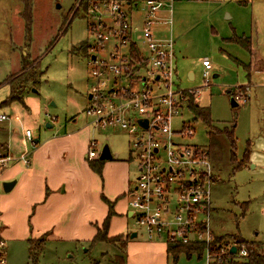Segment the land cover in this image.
<instances>
[{
    "label": "rangeland",
    "instance_id": "1",
    "mask_svg": "<svg viewBox=\"0 0 264 264\" xmlns=\"http://www.w3.org/2000/svg\"><path fill=\"white\" fill-rule=\"evenodd\" d=\"M26 1L29 4L31 1V38L25 17ZM97 1L108 0H0V114L11 116L0 121V144L8 142L15 154L26 145L30 148L23 137L26 127L38 137L41 132L64 131L74 126L75 120L77 126H90L99 150L107 145L113 157L131 158L133 187L137 183L139 163L135 153L131 156L128 131L119 126L95 129L91 123L93 117L86 113L88 94L94 84L89 67L94 37L89 24L96 19L89 8ZM121 1L124 4L130 1L125 7L136 10L137 16L146 4V0ZM172 16L178 67L176 82L182 89L197 92L195 102L210 109L217 129L212 132L189 107L172 121L175 129H180L182 121L194 127L193 135L178 138L180 142L204 148L211 145L217 152L210 155L212 203L205 208L210 216L207 229L211 237L210 244L205 245L210 250L204 249L202 243L201 258L196 253L191 258L181 255L177 264H207L208 250L216 257L215 264H246L245 257L229 256L224 249L238 247L234 237L253 244L264 243V0H174ZM243 37H249L250 48L239 41ZM137 41L144 45L142 39ZM205 59L213 66L207 77ZM23 60L29 63L25 71ZM35 63H38L39 81L27 84L25 102L10 103L9 77H24ZM232 98L239 106H232ZM225 127L233 129L236 136L234 163L244 162L235 172ZM3 192L0 186V193ZM172 201L175 207L176 198ZM200 218L205 219L206 215L200 214ZM132 228L134 232L139 230L134 220ZM162 237L167 238L165 234ZM105 241L109 244L89 251L86 250L89 247L81 245L47 244L35 258L30 257L27 240L9 241L5 255L7 264H90L94 259H101V264L116 260V264H121L123 237L107 236ZM35 243L44 246L43 239H35ZM110 243L119 247L121 255L100 257L99 250H110Z\"/></svg>",
    "mask_w": 264,
    "mask_h": 264
},
{
    "label": "built area",
    "instance_id": "2",
    "mask_svg": "<svg viewBox=\"0 0 264 264\" xmlns=\"http://www.w3.org/2000/svg\"><path fill=\"white\" fill-rule=\"evenodd\" d=\"M173 3L174 0H146L138 16L136 10L126 9L125 5L131 2L97 1L90 6L89 12L96 18L89 24L94 37L89 57L94 84L86 113L93 117L94 128L119 126L130 135L131 156L135 153L139 163L137 183L130 191L132 217L138 231L149 239L165 234L168 242L204 243V249L210 250L205 245L211 239L207 229L210 216L205 213L206 206L212 203L210 153L201 145L178 140L193 135L191 123L182 121L180 129L172 123L189 107L188 94L195 97L197 93L180 88L176 82ZM138 38L143 40V46ZM203 65L207 77L213 66L207 59ZM236 98L240 100V96ZM9 119L7 114H0V121ZM140 119L147 120L148 125H142ZM25 136L35 146L31 129L26 130ZM97 144L96 139L90 140L88 159L100 157ZM16 158L10 149L0 147V186L3 187L4 171ZM19 159L29 164V152ZM174 198L176 204L172 207ZM200 214L206 218L201 219ZM6 247L0 210V264H7ZM236 248L234 254L230 248L224 250L229 256H247L244 246ZM209 250L207 264H215L216 257Z\"/></svg>",
    "mask_w": 264,
    "mask_h": 264
},
{
    "label": "crops",
    "instance_id": "3",
    "mask_svg": "<svg viewBox=\"0 0 264 264\" xmlns=\"http://www.w3.org/2000/svg\"><path fill=\"white\" fill-rule=\"evenodd\" d=\"M176 68L178 76L177 59ZM190 78H193L192 73ZM27 109L31 110L29 106ZM76 122L74 120L75 125L64 131L41 132L38 137L32 131L36 146L26 138V130L31 129L26 127L23 137L30 148L26 145L18 153L11 152L17 158L2 178L3 181L16 180V184L11 191L0 193L1 231L7 245L9 241L28 242L30 238H40L44 249L47 244L59 247L75 244L89 247L86 249L89 251L109 244L94 240L109 213L104 199L107 198L114 203L115 211L107 235L122 236L126 240L121 264H177L181 255L191 258L194 254L186 252L178 253L175 258L168 249L167 238L162 236L149 239L140 230L132 237L130 191L135 185H131V158L105 160L102 173H97L87 158L90 140L97 137L92 135L89 125L77 126ZM98 146L99 143L97 149L102 152ZM0 147L10 149V144L2 142ZM24 152H29V164L19 159ZM109 247L112 248L99 250V256L105 259L109 254L121 255L117 245ZM94 260L101 264V259ZM116 261L108 264H116Z\"/></svg>",
    "mask_w": 264,
    "mask_h": 264
},
{
    "label": "trees",
    "instance_id": "4",
    "mask_svg": "<svg viewBox=\"0 0 264 264\" xmlns=\"http://www.w3.org/2000/svg\"><path fill=\"white\" fill-rule=\"evenodd\" d=\"M27 3V11H26V19H27V23H28V34H30V38H31V1L30 4L28 1H26ZM27 40V43H29L30 41ZM244 46H246L247 48H250L251 45V41L249 39V37H243L239 40ZM30 46V43H29ZM27 60V59H26ZM23 60V64H22V69L23 71L26 70V68L29 67V63H26L27 61ZM32 64V63H31ZM37 66L38 63H35L30 71H26V75L20 79H16L14 75H11L9 77V84L11 85V94L8 98V101L11 103L12 101H21L24 102V99L26 97V95L28 94L27 92V84L30 82H38L39 80L37 79ZM23 75V74H22ZM20 77V76H19ZM37 79V80H36ZM229 94L232 96L231 90L229 91ZM189 107L190 109L194 112L195 116L202 119L211 129V131L216 132V128L213 126L212 123V117H211V112L210 109L208 107H202L199 104H197L194 100V96L193 94L189 93ZM239 106V104L237 105ZM227 135L228 138L231 142V148H232V162L234 165H236L234 167V172L236 170H239L243 165L244 162L242 161H238L236 163L235 160V156H234V149L236 148V136L234 134V130L233 129H229L227 127H225V129L223 130ZM208 151L210 153V155L212 154V152H215V149H213L210 145V147L208 148ZM213 155V154H212ZM212 157V156H211ZM88 158V157H87ZM213 159V157H212ZM105 160L101 159V158H96L93 160H89V164L92 167V169H94L97 173L101 174L102 173V167L104 164ZM105 201L108 203L109 205V213L105 219V221L103 222L102 227L98 228V232L97 235L95 236V241H105L107 235V230H108V226L110 223V220L112 218V216L115 214L114 208H113V202L108 200L107 198H104ZM130 236V234H128V237ZM235 242L237 243L236 245L238 247H242L244 246L247 250H248V254L247 256H245V263L246 264H264V243H257V244H253L250 242H247L245 240H243L242 238H237L234 237ZM126 241V240H124ZM29 243V254L31 258H35L37 254L41 253L44 249V246H37L35 243V239H29L28 240ZM125 245V242H124ZM168 249L170 252L174 253L175 258L177 257L178 253H182V252H186L187 254H192V253H196L198 255L199 258L202 257V253H203V246L200 243H192V244H182V243H178V242H168ZM39 252V253H38ZM92 264H99V261L93 260Z\"/></svg>",
    "mask_w": 264,
    "mask_h": 264
},
{
    "label": "water",
    "instance_id": "5",
    "mask_svg": "<svg viewBox=\"0 0 264 264\" xmlns=\"http://www.w3.org/2000/svg\"><path fill=\"white\" fill-rule=\"evenodd\" d=\"M94 57H95V56H92V58H94ZM88 98H91V95H90V94L88 95ZM231 104H232V106L235 107V106L238 105V102H237L234 98H232V99H231ZM139 122H140L142 125H144L145 127L148 125L147 120H142V119H140ZM47 126L51 127L52 125L47 124ZM99 158H101V159H103V160H108V159H112V158H113V155H112V153H111V150H110L109 146L106 145V146L103 148V150H102V152H101ZM15 184H16V180L4 181V182H3V190H4V192H9V191H11ZM136 235H137V233L134 232V233L132 234V237H135ZM236 251H237L236 246H233V247L231 248V252H232V253H236Z\"/></svg>",
    "mask_w": 264,
    "mask_h": 264
},
{
    "label": "flooded vegetation",
    "instance_id": "6",
    "mask_svg": "<svg viewBox=\"0 0 264 264\" xmlns=\"http://www.w3.org/2000/svg\"><path fill=\"white\" fill-rule=\"evenodd\" d=\"M130 2V1H129Z\"/></svg>",
    "mask_w": 264,
    "mask_h": 264
}]
</instances>
